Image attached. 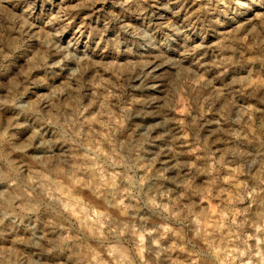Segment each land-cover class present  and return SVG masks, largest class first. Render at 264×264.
<instances>
[{"label": "rangeland", "instance_id": "rangeland-1", "mask_svg": "<svg viewBox=\"0 0 264 264\" xmlns=\"http://www.w3.org/2000/svg\"><path fill=\"white\" fill-rule=\"evenodd\" d=\"M0 264H264V0H0Z\"/></svg>", "mask_w": 264, "mask_h": 264}, {"label": "bare ground", "instance_id": "bare-ground-1", "mask_svg": "<svg viewBox=\"0 0 264 264\" xmlns=\"http://www.w3.org/2000/svg\"><path fill=\"white\" fill-rule=\"evenodd\" d=\"M154 59H155V61H159V60L161 59V56H156V57H154ZM147 65L150 66V63L145 64V66H147ZM145 66H144V67H145ZM149 66H147V67H149ZM158 66H159V65H158ZM155 68H159V67L156 66ZM155 68H153V71H151V72H154L155 70H157V69H155ZM83 72H84V73H92L91 69L88 68V67H84V68H83ZM149 78H153V75H150ZM145 79H147V78L145 77Z\"/></svg>", "mask_w": 264, "mask_h": 264}]
</instances>
